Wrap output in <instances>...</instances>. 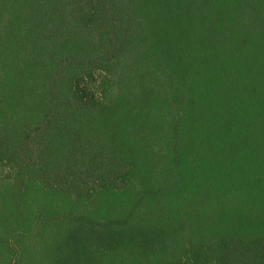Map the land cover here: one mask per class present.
Segmentation results:
<instances>
[{"label":"trees","instance_id":"obj_1","mask_svg":"<svg viewBox=\"0 0 264 264\" xmlns=\"http://www.w3.org/2000/svg\"><path fill=\"white\" fill-rule=\"evenodd\" d=\"M0 264H264V0H0Z\"/></svg>","mask_w":264,"mask_h":264}]
</instances>
